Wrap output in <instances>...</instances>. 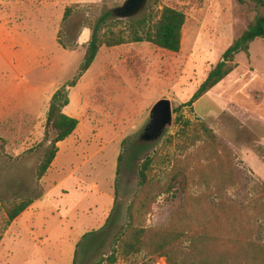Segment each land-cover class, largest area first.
Here are the masks:
<instances>
[{
  "label": "rangeland",
  "instance_id": "obj_1",
  "mask_svg": "<svg viewBox=\"0 0 264 264\" xmlns=\"http://www.w3.org/2000/svg\"><path fill=\"white\" fill-rule=\"evenodd\" d=\"M126 1L0 0V264H74L78 249V264L103 256L104 264H264V39L184 106L264 15L253 0H159L186 15L179 53L149 43L103 46L67 87L65 114L79 126L37 179L52 97L78 78L105 13L115 33L125 28L112 20ZM162 99L173 105L171 132L133 155ZM42 195L7 227L12 206ZM135 229H144L143 243L127 256Z\"/></svg>",
  "mask_w": 264,
  "mask_h": 264
},
{
  "label": "trees",
  "instance_id": "obj_2",
  "mask_svg": "<svg viewBox=\"0 0 264 264\" xmlns=\"http://www.w3.org/2000/svg\"><path fill=\"white\" fill-rule=\"evenodd\" d=\"M240 1L244 2V0ZM253 1L259 8H264V0ZM159 3V0H148L145 7V15L142 18H114L112 21H116L117 26L118 24L125 26V28L120 32L115 33L112 27L109 26V19L113 16L111 12L105 13L94 27L78 78L69 82L67 86L59 89L52 97L47 114L45 137V142L50 141V144L44 149L40 163L37 167L36 177L38 180L41 181L51 168L59 152V144L71 137L79 126V121L77 119L68 116L64 112L70 104L67 87H75L77 85V80L88 72L103 46L112 48L125 44L149 43L169 52L179 53L181 51L183 29L186 24V15L181 10L173 7L165 6L161 9ZM72 14V7L68 8L63 17V23L66 24ZM58 37H60V35ZM257 39H264V15H259L255 21L248 26L242 36L224 52L221 61L210 72L207 79L203 82L192 99L184 106H192L195 102L220 84L227 76H229V74L234 70L230 64L234 62L235 57L240 53L248 54L250 45ZM58 43L65 50L71 49L64 45V43L60 40H58ZM177 121H180V119H177ZM51 133L54 134V138L50 140ZM121 161L122 157L120 156L118 159V174L120 173ZM150 163L151 161L147 160L144 167L140 171L141 185H144L147 182L148 178L146 172L149 170ZM41 197L12 206L8 210L9 218L7 221V227H10L23 212H25L36 200H39ZM91 234L94 233H90L86 236ZM144 235V229L134 230L131 241L125 244V255L128 256L140 252ZM163 248L164 244L160 245V250H163ZM79 259L80 251L78 249L76 251L74 264H78ZM109 260L111 263H115L116 256L111 255ZM105 261L106 259L103 256L102 259L97 261L95 264H104Z\"/></svg>",
  "mask_w": 264,
  "mask_h": 264
},
{
  "label": "water",
  "instance_id": "obj_3",
  "mask_svg": "<svg viewBox=\"0 0 264 264\" xmlns=\"http://www.w3.org/2000/svg\"><path fill=\"white\" fill-rule=\"evenodd\" d=\"M148 0H127L120 8L119 17L129 19L141 12ZM174 123L173 105L168 99L158 101L151 109L149 121L140 132L132 147V154L138 155L161 142L172 130Z\"/></svg>",
  "mask_w": 264,
  "mask_h": 264
},
{
  "label": "crops",
  "instance_id": "obj_4",
  "mask_svg": "<svg viewBox=\"0 0 264 264\" xmlns=\"http://www.w3.org/2000/svg\"><path fill=\"white\" fill-rule=\"evenodd\" d=\"M64 112H65V110H64ZM59 145H60V144H59ZM59 148H60V147H59ZM59 150H60V149H59ZM58 153H59V152H58ZM57 155H58V154H57ZM55 160H56V159H55ZM54 162H55V161H54ZM54 162H53V164H54ZM53 164H52V166H53ZM52 166H51V168H52ZM51 168H50V169H51ZM50 169H49V170H50ZM44 177H45V176H44ZM44 177H43V178H44ZM40 182H41V181H40ZM43 196H44V195H43ZM43 196H42V197H43ZM42 197H41L39 200H41ZM113 197H114V199H115V190H114ZM39 200H36V201H35V202H34V203H33V204H32V205H31V206H30L25 212H23L21 215H24L26 212H28V211L32 210L33 208H35L36 206H38L37 203H38ZM114 201H115V200H114ZM21 215H20L16 220H18V219L21 217Z\"/></svg>",
  "mask_w": 264,
  "mask_h": 264
}]
</instances>
